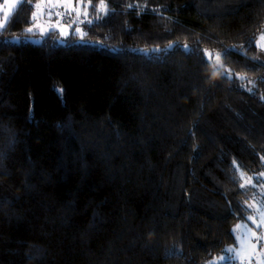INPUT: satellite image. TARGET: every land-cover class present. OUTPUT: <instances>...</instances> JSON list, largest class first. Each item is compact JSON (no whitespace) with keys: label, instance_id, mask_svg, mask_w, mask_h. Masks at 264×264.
<instances>
[{"label":"trees","instance_id":"obj_1","mask_svg":"<svg viewBox=\"0 0 264 264\" xmlns=\"http://www.w3.org/2000/svg\"><path fill=\"white\" fill-rule=\"evenodd\" d=\"M36 1L0 30V264L219 258L264 170V0H105L63 45Z\"/></svg>","mask_w":264,"mask_h":264},{"label":"snow or ice","instance_id":"obj_2","mask_svg":"<svg viewBox=\"0 0 264 264\" xmlns=\"http://www.w3.org/2000/svg\"><path fill=\"white\" fill-rule=\"evenodd\" d=\"M22 2L26 3L27 0H22ZM16 7H17V4L15 2H9V0H5L4 8L6 10L3 13V22H0V29L6 28L8 22L10 20V12L13 9H15ZM34 7L38 11L32 12L33 26H29L25 29V31L27 33H33L37 29H39L41 32H51V31L59 30L61 32V34L65 33L66 29L60 26V20L65 13H62V12L55 13V15L57 16V21L55 22L54 26H49L47 29H45L43 25L36 23L39 12L44 11L45 8L47 9V12H48L49 21H51V17L53 15V13L51 11L52 8L63 7L66 9H70L71 11L68 12L67 14L71 15V13L74 12L75 16H76V20L73 22V25H76L79 23L93 24L95 22V20H101L104 18L101 14L107 15L110 12L107 4L105 3V0H99V4H97V5L92 4L91 0H88L87 5H85L83 3V0H80V7L79 8L74 7L71 3V0H55V3L53 2V0H48L47 5H45L43 3H36L34 5ZM89 7L92 8V11L94 13H96L95 20L88 19L89 13H88L87 9ZM129 7H132V5H129ZM26 23H27V21H26ZM75 31L79 32L81 34V36L83 37L84 33L82 32V30L78 26L75 27ZM255 43H256V47H258L261 52H264V32H262L259 35V38L255 41ZM168 47L171 48L172 45H169ZM236 47L237 46H233L232 49H224L222 54L223 55H230L233 52H235ZM183 48L186 51H188L189 45L184 44ZM142 51H148V50L145 49ZM152 51L159 52V51H163V50L157 48V49H152ZM193 51H195V50H193ZM204 52H205V55H207L209 57V59H211L212 53L209 52L208 50H204ZM220 56H221V53H217L216 59H219ZM253 59H258V57H254ZM201 62L207 63V61H205L203 59V57H201ZM225 78L228 79L231 77H230V75H226ZM239 78L243 79L244 77L241 76ZM262 98H264V97H262ZM262 159H264V158H262ZM241 175L243 176V173ZM261 175L264 176V173H261ZM252 179H253L252 177L247 178L249 183L251 182ZM245 186H246L245 184H241V187H245ZM251 186L255 187L254 184H252ZM262 196H264V190H262ZM257 203L260 205L259 207H255L254 205H248L249 208L253 209V214L249 215L246 218V220L251 221L253 224L256 225L257 228H260L261 225H264V199H262L261 201H258ZM257 218L259 219V223H257ZM241 228H245L247 230V232H246L244 237H237L239 248L238 249L237 248L225 249L226 255L222 256L220 258V261H224V262H226V264H236L237 261H240V264H244L245 259H250V257L245 256V253L249 249L255 250V248H256V243L252 242V238L255 237L256 242L264 240V234L256 236V233L253 232L250 228H248L247 224L237 225L233 231L238 232ZM227 253H232V255H227ZM209 264H219V261H210ZM260 264H264V260H261Z\"/></svg>","mask_w":264,"mask_h":264},{"label":"rangeland","instance_id":"obj_3","mask_svg":"<svg viewBox=\"0 0 264 264\" xmlns=\"http://www.w3.org/2000/svg\"><path fill=\"white\" fill-rule=\"evenodd\" d=\"M21 1L22 0H9V2H15L17 4V7L20 5ZM53 2L55 3V0H53ZM36 3H43V4L47 5L48 4V0H38V1L35 2V4ZM71 3H72V5L74 7H77V8L80 7V0H71ZM83 3L85 5H87L88 1L83 0ZM4 4H5V0H0V22H3V13L6 10L4 8ZM135 4H139V6L146 7V8H149V9L158 8L157 3L154 0H152V1L148 0V2H146V3L143 2V1L135 0ZM17 7L10 12V17L15 12ZM89 8L87 10H88V13L90 15V9ZM34 11H38V10L35 8ZM51 11L53 13V15L51 17V21H49L48 12H47V9L45 8L44 11L39 12V15H38V18L36 20V23H39V24L43 25L44 28L47 29L49 26H54L55 25V22L57 21V16L55 15V13H57V12L65 13L63 15V17L61 18V20H60V26L65 28L66 31H65L64 34H61V32L59 30H55V31L58 32V38L56 39L57 44H59V45L65 44L68 36H70V35H73V36H76V37H79V38L82 37L79 32L75 31V27L76 26H78L82 30V32L84 34L86 33L85 27H86L87 23H79V24L73 25V22L76 20V16H75L74 12H72L71 15L67 14L68 12L71 11L70 9H66V8L60 7V8H52ZM89 15H88V19H90ZM101 15H103V14H101ZM0 30H3V29H0ZM47 33L48 32H41L39 29H37L33 33H29V34H31V36H27L26 40H28L29 42L34 43V44H40ZM15 41H17V40L15 39ZM211 53H212V56H211V59H209V57L207 55H205V52H204V55H205L206 59L209 61V63L214 68H221V64H220L219 59H216V54L217 53L216 52H211ZM247 177H249V176L240 175L241 184H245L246 185L245 187H242L243 189L247 188V185H248V181L246 180ZM232 229H234V228H232ZM235 235H236V238L245 236V234L239 236L237 232H235ZM257 244H258L257 247H259L260 249H258L257 251H253V250L249 249L245 253V256L251 257V258L249 260H247V261H244V264H260V261L262 259H264V241L261 240ZM227 248H237L238 249L239 248V244L237 243V245L226 247L225 249H227ZM225 249H224V254L222 256L226 255ZM251 252H253V255L250 256ZM227 255H232V253H227ZM220 258H213L210 261H219V264L223 263V261H220ZM210 261L206 262L205 264H209ZM236 264H240V261H237Z\"/></svg>","mask_w":264,"mask_h":264},{"label":"crops","instance_id":"obj_4","mask_svg":"<svg viewBox=\"0 0 264 264\" xmlns=\"http://www.w3.org/2000/svg\"><path fill=\"white\" fill-rule=\"evenodd\" d=\"M256 48H257V55H256V57H258L257 61L259 63H261V64H264V52H261L258 47H256ZM261 173H264V170L260 171L257 174H253V175L249 176V177H252L253 179L251 180L250 183L248 182V185H247L248 191H249V197H248V200H247L245 206H246V209H247V212L248 213H247V215H246V217H245L244 220L237 222L233 226V228L235 229L237 225L247 224L248 228H250L253 232L256 233V236H259L261 234H264V225H261L260 228H257L255 224H253L251 221L246 220V218L249 215H252L253 214V209L252 208H249L248 205H254L255 207H259L260 205L257 202L258 201H261L262 199H264V196H262V190H264V176H262ZM252 184H254L255 187H252L251 186ZM257 223H259V219L258 218H257ZM234 229H232V233H233V236L235 238V245H237L238 241H237V238H236V235H235V231H233ZM246 232H247V230L245 228H241L237 233H238L239 236H241V235L246 234ZM262 241H264V240H262ZM252 242L253 243H256V248L253 251H257L258 249H260L259 247H257V245H258L257 243L258 242H256L255 237L252 238ZM251 255H253V252L250 253V256ZM247 260H249V259H245L244 261H247ZM262 260H264V259H262ZM223 263H225V262L223 261ZM220 264H222V263H220Z\"/></svg>","mask_w":264,"mask_h":264}]
</instances>
